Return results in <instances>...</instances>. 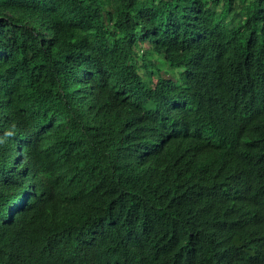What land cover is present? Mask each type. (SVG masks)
I'll list each match as a JSON object with an SVG mask.
<instances>
[{"label":"trees","instance_id":"obj_1","mask_svg":"<svg viewBox=\"0 0 264 264\" xmlns=\"http://www.w3.org/2000/svg\"><path fill=\"white\" fill-rule=\"evenodd\" d=\"M0 229V264H264V0H0Z\"/></svg>","mask_w":264,"mask_h":264},{"label":"rangeland","instance_id":"obj_2","mask_svg":"<svg viewBox=\"0 0 264 264\" xmlns=\"http://www.w3.org/2000/svg\"><path fill=\"white\" fill-rule=\"evenodd\" d=\"M155 64L160 68V70L161 71H163L162 72V75L164 76V77H173V79H174V82L176 83V85H178L179 87H181V86H183L182 85V83H181V81L178 79V77L176 76V74H175V72L174 71H171V73L170 72H166V65L163 63V61H162V59H157V60H155ZM147 83H148V81H146ZM148 86L150 87V88H153V83H148Z\"/></svg>","mask_w":264,"mask_h":264},{"label":"bare ground","instance_id":"obj_3","mask_svg":"<svg viewBox=\"0 0 264 264\" xmlns=\"http://www.w3.org/2000/svg\"><path fill=\"white\" fill-rule=\"evenodd\" d=\"M145 19H146V18H145ZM219 23H220V22H219ZM201 32H202V31H201ZM213 34H214V33H213ZM164 47H165V46H164ZM161 48H162V47H161ZM94 90H95V89H94ZM128 119H129V118H128ZM126 121H127V120H126ZM45 137H46V136H45ZM30 138H31V137H30ZM44 140H45V139H44ZM43 142H44V141H43ZM77 223H78V222H77ZM2 226H3V225H2ZM2 226H1V227H2ZM4 226H5V225H4ZM0 230H1V229H0Z\"/></svg>","mask_w":264,"mask_h":264}]
</instances>
